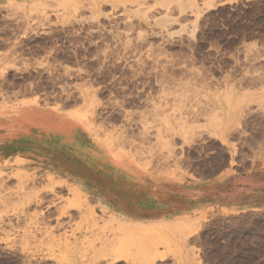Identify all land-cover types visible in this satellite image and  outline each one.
Instances as JSON below:
<instances>
[{
	"label": "rangeland",
	"instance_id": "obj_1",
	"mask_svg": "<svg viewBox=\"0 0 264 264\" xmlns=\"http://www.w3.org/2000/svg\"><path fill=\"white\" fill-rule=\"evenodd\" d=\"M28 101L80 131L16 139L50 172L0 165V264H264V215L140 229L81 194L90 165L123 154L175 165L197 148L212 171L264 153V0L1 4L0 109Z\"/></svg>",
	"mask_w": 264,
	"mask_h": 264
},
{
	"label": "crops",
	"instance_id": "obj_2",
	"mask_svg": "<svg viewBox=\"0 0 264 264\" xmlns=\"http://www.w3.org/2000/svg\"><path fill=\"white\" fill-rule=\"evenodd\" d=\"M9 1L27 0H0V5ZM46 111L53 114L47 120L44 118ZM59 116L60 112L54 107L46 109L38 101L0 109V165L17 158V166L23 169L32 167L50 172L37 156L29 153L31 149L27 145L23 155L13 151L12 146L16 139L41 137L46 132L43 126L49 130L60 121L69 122L73 127L62 130L72 134L80 131L74 122ZM33 145L38 148L39 144ZM195 151V155L175 165L172 161L162 164L125 154L115 165L105 160L103 164L93 163L89 166L92 168L90 175L85 176L86 188L81 194L94 201L96 210L104 218L115 220L118 226L140 229L163 227L174 231H198L203 214L210 209L230 215H264V153L252 158L228 155L222 165L209 171L207 169L214 165L197 148ZM55 177L71 183L69 177Z\"/></svg>",
	"mask_w": 264,
	"mask_h": 264
},
{
	"label": "bare ground",
	"instance_id": "obj_3",
	"mask_svg": "<svg viewBox=\"0 0 264 264\" xmlns=\"http://www.w3.org/2000/svg\"><path fill=\"white\" fill-rule=\"evenodd\" d=\"M110 255H111V257H110V259H112V260H114V259H116L117 257H118V254L117 253H114V254H111L110 253ZM109 255V256H110ZM120 256V255H119Z\"/></svg>",
	"mask_w": 264,
	"mask_h": 264
}]
</instances>
